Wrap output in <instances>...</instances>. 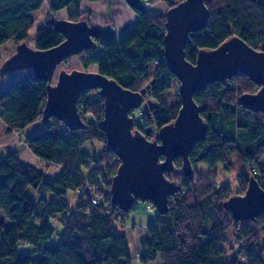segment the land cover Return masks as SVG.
<instances>
[{"label":"trees","instance_id":"16d2710c","mask_svg":"<svg viewBox=\"0 0 264 264\" xmlns=\"http://www.w3.org/2000/svg\"><path fill=\"white\" fill-rule=\"evenodd\" d=\"M83 1L97 0H0V47L28 42L35 27L34 48L56 47L64 40L54 26L57 12L65 9L67 20L79 21L90 14L83 10ZM163 1L172 7L181 0ZM46 2L53 20L43 19L36 26L32 14ZM206 5L209 23L191 36L189 62L196 63L199 50L215 49L234 35L264 52V0H209ZM146 9L136 12V23L122 35L96 38L100 50L88 52L83 64L96 66L125 88L146 90L151 104L134 112V126L154 139L176 118L181 99L178 79L160 61L165 56V13ZM109 23L107 18L105 25ZM47 86L32 74L0 93V119L8 129L38 124L40 130L25 135V141L46 167L61 168L49 178L22 162L16 151L0 154V213L12 222L9 229L0 223V264H133L126 229L137 203L125 212L112 202L111 181L119 160L98 127L104 100L95 90L84 91L79 103L85 105V127L70 130L57 118L43 122ZM259 89L239 73L194 94L207 134L191 152L193 176L165 173L180 188L169 198L166 213L154 210L156 222L139 240V264H264V213L238 220L223 206L229 198L244 195L251 180L264 190V115L240 104L242 95ZM182 164L181 157L174 159L176 171ZM199 165L207 171H199ZM219 165L236 176L237 191L219 186ZM28 188L36 191V202L26 194ZM228 233L234 235L232 242Z\"/></svg>","mask_w":264,"mask_h":264},{"label":"water","instance_id":"95a60500","mask_svg":"<svg viewBox=\"0 0 264 264\" xmlns=\"http://www.w3.org/2000/svg\"><path fill=\"white\" fill-rule=\"evenodd\" d=\"M209 0H181L169 8L164 35V61L178 79L180 109L173 122L164 126L154 139H147L134 126L133 112L151 104L146 90L133 91L115 79L96 72L62 71L54 83L55 71L62 62L86 50L97 49L95 39L107 36L108 28L89 24L87 19H59L55 29L64 36L62 43L48 50H38L27 41L5 61L3 74L32 69L33 74L48 82L47 99L42 112L44 123L57 118L70 130L85 127L78 110L84 91L95 90L104 100V117L98 127L105 132L107 146L119 160L111 181L112 202L129 212L137 202H153L160 214L168 211L169 198L180 185L171 175L188 174L194 170L190 155L196 144L205 140L208 124L200 115L194 94L215 82L230 80L242 73L260 85L254 94H244L240 104L249 111L264 115V52L256 50L239 36H232L217 48L198 51L196 63L186 59L191 36L204 31L211 16L206 5ZM136 12H145L142 0H126ZM111 37L115 31L111 29ZM181 157L182 169L176 171L174 159ZM224 208L238 220H250L264 213V190L251 180L244 195H236L223 203Z\"/></svg>","mask_w":264,"mask_h":264},{"label":"rangeland","instance_id":"374dc122","mask_svg":"<svg viewBox=\"0 0 264 264\" xmlns=\"http://www.w3.org/2000/svg\"><path fill=\"white\" fill-rule=\"evenodd\" d=\"M170 1H174V0H170ZM112 2L115 4L114 9L117 8V11H115L113 13V15H112V12L110 11ZM124 2H125L124 4H118V5L116 4V0H97V1L91 2V4H94V6H96L95 10H97L98 12H104L103 10H104V8H106L107 13H106V15H104L102 17V21H105L106 18H109L110 21L115 24V28H116L115 30H116L117 36L122 35L126 30H128L130 27H132L136 23L137 17H138L136 11L129 6V4L126 2V0ZM143 2L147 8L155 7L165 14L167 13V11L170 8L168 1L143 0ZM37 12L38 13L32 14L34 19L37 20L36 26L39 25V23H40V20H38L39 15H43V16L45 15L46 16L43 18L44 19L43 21H45L46 19L53 20L54 15H52L49 12L47 2ZM94 14H95V12L92 15H94ZM64 15H67L66 10L63 13L58 14V17H60L59 19H61V16H64ZM98 15H100V13H98ZM91 19H92V17H91ZM43 21H41V23H43ZM35 30H36V27L31 30V34H30V37L28 40V44L31 46L34 45ZM18 45H15V43H13V42H9V43H6L5 45L0 47V93L8 90L18 80H24L33 74L32 69H23V70L18 69V70L8 72L5 74H3L1 72V68H2L3 64L5 63V61L7 59H9L16 52ZM98 50H100V49H95L92 51H98ZM92 51L86 50V51H84L78 55H73L72 57H70L69 59L62 62L60 65H58V67L55 71V75H54V83L58 80V77L62 71H67V72H71V71L96 72L97 71L96 66H88L86 68L83 64V60L87 56V53L88 52L93 53ZM178 88H179V85H178L177 89ZM133 114H136V113L133 112ZM4 129L5 128L3 127V124L0 120V134L4 131ZM11 131H12L14 137L16 136L17 142H19L21 144H25V145L27 144V146L29 147V144L25 143V139L23 137L25 131L27 134L29 133V127L26 128L25 130L13 129ZM262 160H264V159H262ZM262 163H264V162L262 161ZM43 167H45V171L44 170H42V171H44L49 178H54V175L57 174L59 172V170L61 169L57 166H51V168H49V167H46L45 164H43ZM218 173L220 174L218 183L221 184V183L225 182V183H227L226 185H229L230 183H228V180H230L234 174L228 173L229 176H227V174L223 173L222 170H220V169L218 170ZM234 177H235V180L237 182V178L235 175H234ZM219 186H222V185H219ZM26 194L34 202H36L39 199L36 191L32 188H28L26 190ZM145 206H146L145 203L137 202L135 209L129 213V218L127 220L129 223L128 227H127V233H128L129 238H130L129 242H130V246H131V253L133 256V264H139V262H138L139 256H140L139 255V252H140L139 240L141 237H137V236L133 237L134 232L132 233V230L135 229V226H137V225L138 226L136 229L139 230L141 227L140 225L145 224L147 222V218H149L151 216V213L147 214V209ZM144 207H145L146 211L144 210ZM0 223L5 224L6 229H9L11 224H12V222L8 218L3 216L1 213H0ZM233 236L234 235H232L231 233H228L227 238H229V240L232 242V240H234ZM0 240H1V236H0ZM21 249L25 250L23 248H21Z\"/></svg>","mask_w":264,"mask_h":264},{"label":"crops","instance_id":"0c3cea01","mask_svg":"<svg viewBox=\"0 0 264 264\" xmlns=\"http://www.w3.org/2000/svg\"><path fill=\"white\" fill-rule=\"evenodd\" d=\"M124 1L125 0H116V4L117 5L118 4H124L125 3ZM114 5L115 4L112 2L111 9H110V11L112 12V15H113V13L115 11H117V8L114 9V7H115ZM82 8H83V10L87 11L88 13H90V14H88V16L85 15L82 18L87 19L91 26H94V27H97V28H101V29H104V30L107 29V28L110 29V30L112 29V31L114 30L115 33H116L115 24L113 22L110 21L109 24L105 25V21H106L107 18L105 19V21H102V17L104 15H106V13H107L106 8H104V10H103L104 12H98L97 10H95L96 6H94V4H91V2H88V1H83L82 2ZM63 12H65V9H62V10L58 11L56 15L58 16L59 13H63ZM94 12H95V14L92 15ZM34 13H38V12H34ZM98 13H100V15H98ZM137 16H138V14H137ZM44 17H46V16L45 15L44 16L43 15H39V19L38 20H40V23H41V21L43 20ZM91 17H92V19H91ZM66 18H67V15L61 16V19H66ZM34 20L37 22L36 19H34ZM40 23H39V25H40ZM1 122H2L3 127L5 129L0 134V154H6L7 152H10V151H16V152H18V156H19V158L21 159L22 162L29 163V164L35 166L37 169H39L41 171L42 170L45 171V167H43L44 163H42V161L31 151L30 147H28L27 144L25 145V144H21V143L17 142L16 136L14 137L12 131L8 129V127L6 126V124L2 120H1ZM40 128L41 127L38 124H34V125L30 126L29 127V133L27 134L26 131L24 132V136H23L24 139L26 137L25 135H32V134L38 132L40 130ZM25 143H27V142L25 141ZM262 161L264 162V160H262ZM262 161L260 162V167L264 168V163H262ZM49 168H51V167H49ZM198 169L201 172L207 171V167H205L203 165H199ZM216 169L217 170H219V169L222 170V166L219 165V166L216 167ZM59 172H60V170H59ZM59 172L57 174H55L54 177L58 176ZM223 173H225V174H227V176H229L228 173H226V172H223ZM219 177H220V174H219ZM219 177H218V182H219ZM228 183H230L229 186L231 187V189L233 191H237L238 190V184H237V182L235 180L234 175H233V177L230 180H228ZM223 184H227V183L224 182V183H221L219 185H223ZM144 210H145V207H144ZM148 213H151V216L149 218H147V222L145 224L140 225L141 227H140L139 230L136 229L138 225L135 226V229H133L131 227L133 229L132 233L134 232L133 237H135V236L143 237V235L146 234V227L148 225L155 224V222H156V213H155V211H153V212L152 211H147V214ZM126 232H127V229H126Z\"/></svg>","mask_w":264,"mask_h":264},{"label":"built area","instance_id":"2783aa9c","mask_svg":"<svg viewBox=\"0 0 264 264\" xmlns=\"http://www.w3.org/2000/svg\"><path fill=\"white\" fill-rule=\"evenodd\" d=\"M160 61H164V58H163L162 60H160ZM78 106H79V110H80V112L82 113V109L85 108L84 103L81 102V103H79ZM253 171H254V173H256V172H257V169L254 168ZM94 204H97V202L94 201ZM145 207H146V209H147L148 211H154V209H155V206H154V204H153L152 202H147Z\"/></svg>","mask_w":264,"mask_h":264},{"label":"flooded vegetation","instance_id":"af4514ba","mask_svg":"<svg viewBox=\"0 0 264 264\" xmlns=\"http://www.w3.org/2000/svg\"><path fill=\"white\" fill-rule=\"evenodd\" d=\"M110 31L111 30L109 29L108 32H107V36H109V37L111 36V32Z\"/></svg>","mask_w":264,"mask_h":264}]
</instances>
